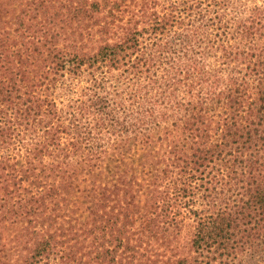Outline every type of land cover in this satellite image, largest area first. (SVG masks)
Listing matches in <instances>:
<instances>
[{
  "label": "trees",
  "instance_id": "obj_1",
  "mask_svg": "<svg viewBox=\"0 0 264 264\" xmlns=\"http://www.w3.org/2000/svg\"><path fill=\"white\" fill-rule=\"evenodd\" d=\"M0 264H264V0H0Z\"/></svg>",
  "mask_w": 264,
  "mask_h": 264
}]
</instances>
